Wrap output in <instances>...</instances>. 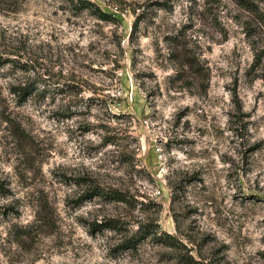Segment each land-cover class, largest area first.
Masks as SVG:
<instances>
[{
    "label": "rangeland",
    "instance_id": "374dc122",
    "mask_svg": "<svg viewBox=\"0 0 264 264\" xmlns=\"http://www.w3.org/2000/svg\"><path fill=\"white\" fill-rule=\"evenodd\" d=\"M88 1L0 0V264H264V0Z\"/></svg>",
    "mask_w": 264,
    "mask_h": 264
},
{
    "label": "trees",
    "instance_id": "16d2710c",
    "mask_svg": "<svg viewBox=\"0 0 264 264\" xmlns=\"http://www.w3.org/2000/svg\"><path fill=\"white\" fill-rule=\"evenodd\" d=\"M78 8L82 9V10H89L92 15L94 17H96L98 20L101 21H105L108 22L109 20L111 21V15L107 14L106 12L102 11L101 9H99L97 6H95L92 2L88 1V0H78V4H77ZM30 92H21L20 94V98L23 101V99L25 98V95H29ZM90 196H88L89 198L92 197V195H98V196H105L107 194H105L102 190H100L99 188L97 190L92 189L90 192ZM114 199H118V201H124L122 198H117V196H113ZM134 240V239H132Z\"/></svg>",
    "mask_w": 264,
    "mask_h": 264
}]
</instances>
